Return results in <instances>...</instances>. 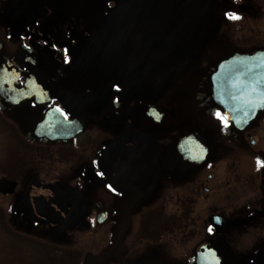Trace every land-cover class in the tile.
I'll return each instance as SVG.
<instances>
[{
    "label": "flooded vegetation",
    "instance_id": "af4514ba",
    "mask_svg": "<svg viewBox=\"0 0 264 264\" xmlns=\"http://www.w3.org/2000/svg\"><path fill=\"white\" fill-rule=\"evenodd\" d=\"M116 2L0 0V217L39 252L16 264H264V115L236 130L210 80L264 50V0H214L201 57L155 88L107 66Z\"/></svg>",
    "mask_w": 264,
    "mask_h": 264
},
{
    "label": "water",
    "instance_id": "95a60500",
    "mask_svg": "<svg viewBox=\"0 0 264 264\" xmlns=\"http://www.w3.org/2000/svg\"><path fill=\"white\" fill-rule=\"evenodd\" d=\"M116 1L105 59L131 85L170 83L197 62L217 27L214 0ZM210 80L215 106L236 130L264 115V50L224 59Z\"/></svg>",
    "mask_w": 264,
    "mask_h": 264
},
{
    "label": "rangeland",
    "instance_id": "374dc122",
    "mask_svg": "<svg viewBox=\"0 0 264 264\" xmlns=\"http://www.w3.org/2000/svg\"><path fill=\"white\" fill-rule=\"evenodd\" d=\"M184 106L186 105L184 104ZM8 145V131L3 128L0 132V156L3 159L5 155L9 154ZM6 226L7 224L5 223L4 216L0 217V264H16L15 260H19L21 258L18 253H29L31 255L37 251L35 249L36 246H34L33 248V246L31 245L24 244L15 240V237L7 231ZM46 246L52 248V246L48 244ZM38 253L39 252L37 251V254ZM43 256L48 257L47 254Z\"/></svg>",
    "mask_w": 264,
    "mask_h": 264
},
{
    "label": "snow or ice",
    "instance_id": "6c2138e0",
    "mask_svg": "<svg viewBox=\"0 0 264 264\" xmlns=\"http://www.w3.org/2000/svg\"><path fill=\"white\" fill-rule=\"evenodd\" d=\"M229 19H240V17L235 14H232L229 16ZM154 115H156V118L159 119V116L157 114H154Z\"/></svg>",
    "mask_w": 264,
    "mask_h": 264
}]
</instances>
